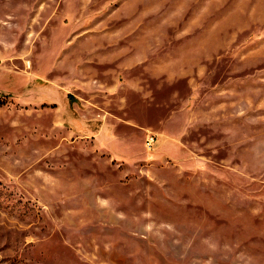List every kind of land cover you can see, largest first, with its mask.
<instances>
[{
	"label": "rangeland",
	"instance_id": "1",
	"mask_svg": "<svg viewBox=\"0 0 264 264\" xmlns=\"http://www.w3.org/2000/svg\"><path fill=\"white\" fill-rule=\"evenodd\" d=\"M0 264H264V0H0Z\"/></svg>",
	"mask_w": 264,
	"mask_h": 264
},
{
	"label": "built area",
	"instance_id": "2",
	"mask_svg": "<svg viewBox=\"0 0 264 264\" xmlns=\"http://www.w3.org/2000/svg\"><path fill=\"white\" fill-rule=\"evenodd\" d=\"M146 138V144L149 149L156 142L157 139L154 138V136L151 134H149Z\"/></svg>",
	"mask_w": 264,
	"mask_h": 264
}]
</instances>
